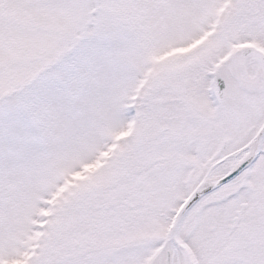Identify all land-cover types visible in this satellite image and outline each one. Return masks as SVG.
<instances>
[{
	"label": "snow or ice",
	"instance_id": "snow-or-ice-1",
	"mask_svg": "<svg viewBox=\"0 0 264 264\" xmlns=\"http://www.w3.org/2000/svg\"><path fill=\"white\" fill-rule=\"evenodd\" d=\"M0 264H264V0H0Z\"/></svg>",
	"mask_w": 264,
	"mask_h": 264
}]
</instances>
